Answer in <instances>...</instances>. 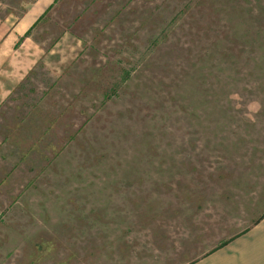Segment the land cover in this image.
Instances as JSON below:
<instances>
[{
	"label": "rangeland",
	"instance_id": "obj_1",
	"mask_svg": "<svg viewBox=\"0 0 264 264\" xmlns=\"http://www.w3.org/2000/svg\"><path fill=\"white\" fill-rule=\"evenodd\" d=\"M1 20L31 27L0 87V264H193L264 216V0Z\"/></svg>",
	"mask_w": 264,
	"mask_h": 264
},
{
	"label": "crops",
	"instance_id": "obj_2",
	"mask_svg": "<svg viewBox=\"0 0 264 264\" xmlns=\"http://www.w3.org/2000/svg\"><path fill=\"white\" fill-rule=\"evenodd\" d=\"M18 27L19 22L8 25L6 20L0 21V87L14 85L5 78L9 76L8 67L14 65L15 39L18 35L25 36L31 26L22 33ZM193 264H264V216Z\"/></svg>",
	"mask_w": 264,
	"mask_h": 264
}]
</instances>
